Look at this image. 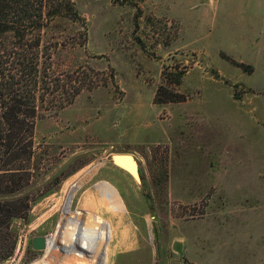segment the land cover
Returning <instances> with one entry per match:
<instances>
[{
  "label": "rangeland",
  "instance_id": "1",
  "mask_svg": "<svg viewBox=\"0 0 264 264\" xmlns=\"http://www.w3.org/2000/svg\"><path fill=\"white\" fill-rule=\"evenodd\" d=\"M70 2L79 19H53L41 42L65 84L56 99L80 93L39 111L29 182L0 196L32 204L0 224V259L14 246L0 264L41 261L32 239L59 234L45 264H264V0ZM160 86L183 101L154 104ZM92 216L108 246L67 226ZM64 229L80 241L59 244Z\"/></svg>",
  "mask_w": 264,
  "mask_h": 264
},
{
  "label": "trees",
  "instance_id": "2",
  "mask_svg": "<svg viewBox=\"0 0 264 264\" xmlns=\"http://www.w3.org/2000/svg\"><path fill=\"white\" fill-rule=\"evenodd\" d=\"M55 18L77 21L79 16L70 0H0V196L4 198L29 182L26 171L34 157L39 111L45 106L63 109L80 93L75 90L67 102L56 99L65 84L62 74L52 71L49 49L41 42L42 30ZM162 75L167 84L179 85L183 73ZM182 101L164 86L155 92L154 104ZM31 206L27 201L0 202V224L25 219ZM13 249L11 244L0 260H7Z\"/></svg>",
  "mask_w": 264,
  "mask_h": 264
},
{
  "label": "bare ground",
  "instance_id": "3",
  "mask_svg": "<svg viewBox=\"0 0 264 264\" xmlns=\"http://www.w3.org/2000/svg\"><path fill=\"white\" fill-rule=\"evenodd\" d=\"M106 187V185L104 186L103 184H98V185H96V189H97V192H98V194H99V197L101 198V200H102V202H103V205L102 206H104L105 205V207L107 208V210H110V211H112V212H120V211H122L123 210V208H122V205L120 204V201L119 200H117V199H115L111 194H110V192H109V190L107 189V187ZM73 196V195H72ZM74 201V200H73ZM96 201V200H95ZM99 201V200H98ZM101 201H100V203H102ZM75 203V202H74ZM76 205V204H75ZM81 205H82V203H81ZM61 207V206H60ZM74 207V206H73ZM72 207V208H73ZM89 207H91V206H89ZM89 209V208H88ZM87 210V209H86ZM89 210H91V208L89 209ZM105 211V210H104ZM90 212V211H89ZM77 214V213H76ZM69 215V214H68ZM82 215H84V214H82ZM116 215V214H115ZM79 216H81V215H79ZM86 216V215H85ZM91 216V215H90ZM62 218V217H61ZM98 219L99 218V220H100V222L102 223L103 222V219H101L100 217H98V216H92V217H90L89 218V220L86 222V223H83V224H80V222H78L77 220L76 221H71V222H69L68 223V228H70V226H75V227H77V228H81L82 230L84 229V230H86V231H88L89 232V229H90V232L88 233L89 235H92V236H94V235H97V236H102L101 234H102V232H105V229H102V227H100L99 229L98 228H96V227H93V225L91 224V222H94L95 221V219ZM73 219V218H72ZM81 219V218H80ZM67 222V221H66ZM82 222V221H81ZM64 225H66V224H64ZM59 226L61 227V229L63 228V226H62V221H60L59 222ZM107 232L109 231L108 229L106 230ZM62 232H65V233H63V237L61 238V240H62V242L60 243L59 242V244H65V243H69V242H72V243H76V242H79L80 240L78 239V234H70V233H67V230L66 229H64V231H62ZM62 232H61V234H62ZM86 233V232H85ZM64 234H65V237H64ZM108 233H107V235H106V232H105V234H103V236H102V238H103V240H102V244H103V246L105 245V246H108ZM60 237H61V235L59 234L58 235V237L56 238L55 237V239L54 238H51V239H47L45 242H46V246H45V249L42 251L43 252V256H42V260L41 261H39V262H37V263H35V264H45V262L46 261H48V260H50L51 258H52V256L54 255V253H55V250H54V248H55V246H56V244L58 245V240L60 239ZM91 237V236H90ZM97 238H99V237H97ZM101 239V238H100ZM60 240V241H61ZM87 240V239H86ZM84 243V244H87L88 243V241H85V240H83V239H81V243ZM83 244V245H84ZM75 247V246H74ZM77 247V246H76ZM83 248V247H82ZM86 248V247H85ZM87 249H88V247H87ZM86 249V250H87ZM98 250V248L96 247L95 248V250L93 251V253H94V255L96 254L95 253V251H97ZM61 251V250H60ZM63 252V251H62ZM61 252H59V255L56 257V259L57 260H59V262H61V254H60ZM76 256V260L78 261V263L79 264H88L89 262H87L86 263V260H85V256L83 255V257H79V254H77V255H75ZM81 256V255H80ZM64 258V257H63ZM70 258V257H69ZM97 259V258H96ZM56 261V260H55ZM96 261V260H95ZM57 262V261H56ZM70 262V261H69ZM76 262V261H75ZM75 262H73V264L75 263ZM91 262H93V264H94V261H91ZM99 262V261H98ZM49 263V262H48ZM97 263V262H96ZM50 264V263H49ZM58 264V263H57ZM60 264V263H59ZM62 264V263H61Z\"/></svg>",
  "mask_w": 264,
  "mask_h": 264
},
{
  "label": "water",
  "instance_id": "4",
  "mask_svg": "<svg viewBox=\"0 0 264 264\" xmlns=\"http://www.w3.org/2000/svg\"><path fill=\"white\" fill-rule=\"evenodd\" d=\"M120 158V157H118ZM116 158V161L118 164L124 166L126 168V170H128V172H130L135 178H137V173H136V166L133 162L129 161V158L127 157H121L123 159H126V161H124L123 159H118ZM123 160V161H122ZM122 162H125L126 165L121 164ZM146 201H148V199L144 198ZM46 246V242L44 238L41 237H36L32 239V248L33 250H44ZM172 249L173 251L177 252V253H181L182 250V245L179 242H174L172 245Z\"/></svg>",
  "mask_w": 264,
  "mask_h": 264
}]
</instances>
